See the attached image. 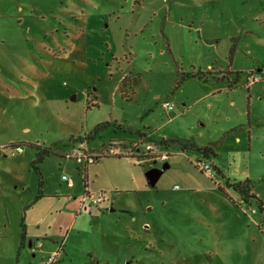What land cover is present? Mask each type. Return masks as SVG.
Masks as SVG:
<instances>
[{
  "label": "rangeland",
  "instance_id": "obj_1",
  "mask_svg": "<svg viewBox=\"0 0 264 264\" xmlns=\"http://www.w3.org/2000/svg\"><path fill=\"white\" fill-rule=\"evenodd\" d=\"M0 7V264H264V81L226 87L229 68L264 66V0ZM198 71L208 82L177 86ZM167 138L210 144V175L176 145L145 152ZM77 141L100 156L86 188L84 167L60 156ZM30 145L51 150L36 169ZM245 180L262 209L227 185ZM85 192L108 200L84 207Z\"/></svg>",
  "mask_w": 264,
  "mask_h": 264
},
{
  "label": "trees",
  "instance_id": "obj_2",
  "mask_svg": "<svg viewBox=\"0 0 264 264\" xmlns=\"http://www.w3.org/2000/svg\"><path fill=\"white\" fill-rule=\"evenodd\" d=\"M231 50L232 49H230V52H231ZM263 68H264V66H259V68H257V69L246 71L244 73L241 71H235L234 72V71H231V69L229 68V72L227 74H228V76H231V79L228 80L227 79L228 77L227 78L225 77L227 79L226 87H228V89L234 88L232 86L239 83L240 80H242V79H244V81L246 82L247 76L252 71H259L260 69H263ZM187 78H198L199 80H203L204 82H208V80H209L206 76L201 74L199 71L197 73H183L181 75L179 81H178L177 86ZM262 81H264V80H262ZM123 86H124V84H123V82H121V86L119 89H120L121 95L124 97V91H123L124 87ZM110 125H111L110 122H103V123L97 124L92 129V131L84 137V139H86V140L93 139L99 132L108 128ZM154 144H157L158 147H161V145H164V146H168L170 144L176 145L181 152H194L196 154H199L201 161H205L207 163H209L210 156L213 154V150L210 147V144L205 145V146H197L196 144H194L191 141H188L185 139H180V138L162 139L160 142L154 143ZM16 146H19V144L10 145V147H16ZM30 146L37 150V152L35 154V159L31 162L32 167H34V169H36L35 168L36 165L41 163L43 161L44 157L51 153V150L46 149V148H40L38 145H30ZM109 155L110 156H117V157L123 156V155H121V154L119 155L117 153H114L112 155L109 154ZM102 156H105V155L103 154ZM128 156H133V157L140 159L139 155H137V154L133 155L132 153H129ZM99 158H100V156H96L95 160L97 161ZM83 184H84V187L86 188L87 187V175L85 172L83 175ZM227 185L232 189V191L234 193H236L239 196V199L242 202L246 203V202L251 201V200L256 201L259 208L262 209V202L254 193H252L249 180H245L242 182H233L232 184L228 183ZM21 238H22V240H25V225L24 224H22V236H21Z\"/></svg>",
  "mask_w": 264,
  "mask_h": 264
},
{
  "label": "built area",
  "instance_id": "obj_3",
  "mask_svg": "<svg viewBox=\"0 0 264 264\" xmlns=\"http://www.w3.org/2000/svg\"><path fill=\"white\" fill-rule=\"evenodd\" d=\"M262 80H264V68L260 69L259 71H252L247 76L246 82L248 86H251L261 82ZM161 107L167 112L172 111L174 108L173 104L170 102H162ZM155 147L156 145L153 143L148 144L145 146V152H150L151 150L155 149ZM11 149L13 150L11 152L12 156L21 155L23 153V148L21 146L12 147ZM95 157H96L95 155H93L92 153H90L89 151L85 150L82 147L81 141H77L75 144L71 145L70 151L64 154L65 159H73L78 165V167L81 166L86 167L88 165L95 163L96 162ZM156 159H166V155L160 154L154 158V160ZM198 168L200 171L204 172L205 174L210 175L211 166L209 163L205 161L200 162L198 164ZM61 180L67 186H72L73 184L72 179L67 175H63L61 177ZM107 200H108L107 197L104 196L103 194H99L98 196L91 198L89 193L85 192L80 204L84 206L85 203H88L89 205L99 208L101 204L105 203ZM37 245L39 246L40 244ZM51 258L52 257H49L48 260H51Z\"/></svg>",
  "mask_w": 264,
  "mask_h": 264
},
{
  "label": "crops",
  "instance_id": "obj_4",
  "mask_svg": "<svg viewBox=\"0 0 264 264\" xmlns=\"http://www.w3.org/2000/svg\"><path fill=\"white\" fill-rule=\"evenodd\" d=\"M1 8L2 7H0V11H4V10H1ZM18 8H22L21 6H18ZM253 69H256V68H254V66L252 65V68H249V69H246L245 70V72L246 71H250V70H253ZM210 70H212V68H210ZM219 71H221V70H218V71H216L215 73H214V75H216ZM231 71H243V70H240V69H234V70H232L231 69ZM248 91L250 90V87L249 88H246ZM142 134H144V135H146L145 133H142ZM147 136V135H146ZM122 139V138H121ZM119 140H120V138H119ZM72 145V144H71ZM117 147H119V148H123V146H117ZM117 147H115V148H113V150H115V152H116V149H117ZM124 149V148H123ZM24 151V150H23ZM181 152V151H180ZM183 153H185V152H183ZM117 154H119V152L117 153ZM124 154V155H123ZM123 154H121V155H123V156H128V154H125V153H123ZM120 155V154H119ZM60 156H63L64 157V154H61ZM166 158H167V156H166ZM42 163V162H41ZM76 169H77V171H81V167H76ZM83 172H85L86 173V167H84V171ZM73 182V181H72ZM72 188L74 187V184H72V186H71ZM40 196H42L43 197V194H41ZM41 197V198H42ZM41 198H39V199H41ZM42 222V221H41ZM40 222V223H41ZM28 230V227L27 226H25V240H26V237H27V233H26V231ZM39 247H41V246H39ZM38 247V245H37V243L36 242H29V248H30V250L32 251V253H33V255L34 254H36L37 252H39L40 251V248ZM49 259V258H48Z\"/></svg>",
  "mask_w": 264,
  "mask_h": 264
},
{
  "label": "water",
  "instance_id": "obj_5",
  "mask_svg": "<svg viewBox=\"0 0 264 264\" xmlns=\"http://www.w3.org/2000/svg\"><path fill=\"white\" fill-rule=\"evenodd\" d=\"M165 167H166V166H163V169H165ZM159 173H160V171L152 169V170H149V171L147 172V175H157V174H159Z\"/></svg>",
  "mask_w": 264,
  "mask_h": 264
}]
</instances>
